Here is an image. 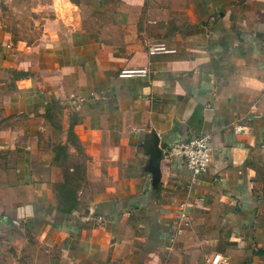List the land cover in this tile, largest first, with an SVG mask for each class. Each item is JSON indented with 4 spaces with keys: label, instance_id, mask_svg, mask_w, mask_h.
Masks as SVG:
<instances>
[{
    "label": "crops",
    "instance_id": "obj_1",
    "mask_svg": "<svg viewBox=\"0 0 264 264\" xmlns=\"http://www.w3.org/2000/svg\"><path fill=\"white\" fill-rule=\"evenodd\" d=\"M31 10L0 35V264H264V0ZM197 135L193 177L159 149Z\"/></svg>",
    "mask_w": 264,
    "mask_h": 264
},
{
    "label": "built area",
    "instance_id": "obj_2",
    "mask_svg": "<svg viewBox=\"0 0 264 264\" xmlns=\"http://www.w3.org/2000/svg\"><path fill=\"white\" fill-rule=\"evenodd\" d=\"M160 49H164V47L156 45L150 47L149 50L150 53L153 54ZM143 73H146V69H128L122 70L121 76ZM244 128V126L238 125L235 127V132L240 133L245 130ZM209 140L210 138L208 135L192 136L184 141H175L160 147L161 154L164 158H182L193 177H197L206 173L209 168V159L212 153ZM183 220L186 225H189L190 221L185 214H183ZM204 264H229V260L222 253H214L205 258Z\"/></svg>",
    "mask_w": 264,
    "mask_h": 264
},
{
    "label": "rangeland",
    "instance_id": "obj_3",
    "mask_svg": "<svg viewBox=\"0 0 264 264\" xmlns=\"http://www.w3.org/2000/svg\"><path fill=\"white\" fill-rule=\"evenodd\" d=\"M35 0H0V35L2 33L9 36L12 41V47L15 45V42H18L23 39L33 37L30 35L31 27V17L32 14V3ZM24 41V40H23ZM6 74L10 77L6 81L7 85L4 91H7L8 88L11 89L12 83L15 79L16 73L14 72L13 67L8 66ZM10 81V82H9ZM2 95H0V128L3 127L11 117H7L4 110V101L2 100Z\"/></svg>",
    "mask_w": 264,
    "mask_h": 264
},
{
    "label": "water",
    "instance_id": "obj_4",
    "mask_svg": "<svg viewBox=\"0 0 264 264\" xmlns=\"http://www.w3.org/2000/svg\"><path fill=\"white\" fill-rule=\"evenodd\" d=\"M159 151H160V153H162V152H161V148L159 149ZM161 155H162V154H161Z\"/></svg>",
    "mask_w": 264,
    "mask_h": 264
}]
</instances>
